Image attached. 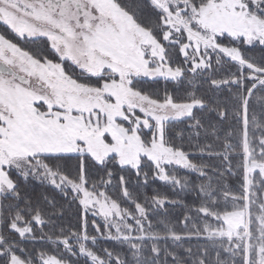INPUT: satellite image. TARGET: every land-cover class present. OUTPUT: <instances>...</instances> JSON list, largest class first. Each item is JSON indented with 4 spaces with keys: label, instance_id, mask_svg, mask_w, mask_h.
Segmentation results:
<instances>
[{
    "label": "snow or ice",
    "instance_id": "obj_1",
    "mask_svg": "<svg viewBox=\"0 0 264 264\" xmlns=\"http://www.w3.org/2000/svg\"><path fill=\"white\" fill-rule=\"evenodd\" d=\"M0 264H264V0H0Z\"/></svg>",
    "mask_w": 264,
    "mask_h": 264
},
{
    "label": "trees",
    "instance_id": "obj_2",
    "mask_svg": "<svg viewBox=\"0 0 264 264\" xmlns=\"http://www.w3.org/2000/svg\"><path fill=\"white\" fill-rule=\"evenodd\" d=\"M162 191H164L165 189L161 188ZM104 246H110V244H105Z\"/></svg>",
    "mask_w": 264,
    "mask_h": 264
}]
</instances>
